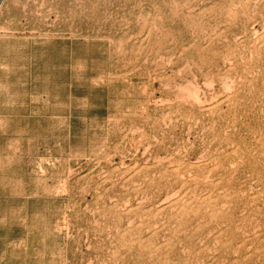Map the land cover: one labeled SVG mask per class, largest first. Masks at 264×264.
<instances>
[{
	"label": "rangeland",
	"instance_id": "374dc122",
	"mask_svg": "<svg viewBox=\"0 0 264 264\" xmlns=\"http://www.w3.org/2000/svg\"><path fill=\"white\" fill-rule=\"evenodd\" d=\"M0 264H264V0H0Z\"/></svg>",
	"mask_w": 264,
	"mask_h": 264
},
{
	"label": "bare ground",
	"instance_id": "6f19581e",
	"mask_svg": "<svg viewBox=\"0 0 264 264\" xmlns=\"http://www.w3.org/2000/svg\"><path fill=\"white\" fill-rule=\"evenodd\" d=\"M44 98V97H43Z\"/></svg>",
	"mask_w": 264,
	"mask_h": 264
}]
</instances>
